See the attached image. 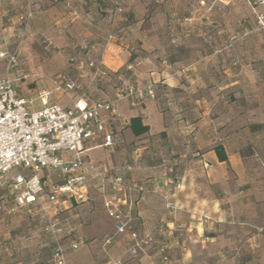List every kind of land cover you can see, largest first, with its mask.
<instances>
[{
	"label": "crops",
	"instance_id": "1",
	"mask_svg": "<svg viewBox=\"0 0 264 264\" xmlns=\"http://www.w3.org/2000/svg\"><path fill=\"white\" fill-rule=\"evenodd\" d=\"M20 1L23 0H0V52L12 49L17 43L20 34L17 13L19 7L22 8ZM64 1L68 2V0H51L50 2L35 0L32 21L36 27L39 25V28H47L43 31L48 33L53 43L68 46L72 39L65 33L66 31L72 33L74 28L78 29V26L68 27L65 21L68 18L79 19L80 16L73 7L76 4L66 12L64 9L68 4ZM74 1L78 4L83 2L82 0ZM80 14L82 15L81 12ZM87 34L85 33L86 36ZM107 44L111 46V53H104L102 58L111 70V78L104 82L110 86L116 72L122 70L123 65L128 62L124 59L126 58L124 54L123 58L118 55L122 52L123 42L115 41ZM71 52H73V44L70 48ZM243 60L245 58H238L234 62L229 61L222 65L220 61L222 69L218 65V71L213 69V57L196 60L184 68L175 65L158 68L154 64L146 70L144 68L148 66L146 63L149 59L143 57L140 60L143 67L139 66L131 73L132 79L140 80L142 83L153 82L159 97L162 95L160 91L170 90V94L175 96L173 104L178 107L177 114L171 122L166 120L163 110L160 109L158 96L136 107L132 106L128 99H122L120 109L124 116L131 118L141 115L144 124H148L150 130L144 135L135 136L128 126L118 123L113 126L116 137L126 142L130 137L135 140L150 134L158 138L160 136L158 134H161L167 146L164 147L161 139L160 146L155 147V152L149 151L145 154L143 150L147 146H143V150L139 147L135 148L133 156L137 154L135 157H140V162L144 161L137 167H140V170L134 167L132 172L126 169V166L128 169L131 168L129 165H123L128 158H125V154L124 156L115 154L113 158L107 154L106 161L104 158L101 160L103 162H98L91 156L92 151L97 149L114 152L123 146L120 142H117L114 148L92 147L87 154L90 163L96 167L105 166L111 174H122L126 191L118 195L121 198V209L125 215L129 216L133 226L140 233L152 234L155 238L162 234L166 236L171 234L170 240L174 244L178 243L179 239L175 237L173 229L185 226L190 237L195 239L204 237L205 229L208 227L222 226V223L227 221L238 226V231L233 237L240 238L245 243L248 241L245 245L246 249L252 253L264 250V83L256 82L258 83L256 89L259 92L255 95L256 105L252 108L255 111L256 120L244 121L241 113L250 110L249 107H245L249 101L245 93L249 83L244 81L247 76H244V72L238 67L243 64ZM67 64V71L74 73L80 84L79 92L83 93L92 88L98 92L102 91L101 87L97 84L93 85L94 83L90 82L75 64L70 65L69 59ZM0 72L3 73V66ZM53 73L52 71L51 74ZM250 75L261 78L255 70H252ZM213 78L219 79L215 86L209 83V80ZM48 85L49 87H46ZM253 85L255 86V83ZM40 88L39 91L43 89L51 91L50 103L71 105L70 97L54 89L53 83L44 82ZM20 89L23 95L33 100L35 108L41 107L39 91L33 93L26 86H20ZM116 90L117 88H114V92ZM239 102L242 106L236 105ZM240 107L242 109H238ZM252 135L259 144L257 151H248L246 148ZM219 143L225 149L227 161H220L218 158L214 147ZM167 147L169 149L165 150ZM168 152L172 164L170 167H165L162 160L167 157ZM153 155L157 159L154 163L151 161ZM119 160L121 162H118ZM196 163L200 165L195 166ZM126 174L140 179L138 188L141 196L134 201L131 199L132 189L128 183L132 180H129ZM96 186L99 185L93 186V189ZM163 199L172 204L171 209L164 211ZM93 205L95 206V202L91 201L83 205L82 209L80 208L82 211L76 213L74 230L79 232V238L83 242L87 238L83 228L88 225V215L93 220V215L98 213V210L88 213L83 208L93 207ZM71 206L67 205L66 209ZM102 206L105 209L104 203ZM132 212L133 217L130 216ZM163 225L169 228L165 230L162 228ZM114 228V220L102 228V235L106 234L107 238L113 236L108 245L114 243L120 245L121 239L130 241L128 233L116 236L118 233H115ZM113 231L116 235L111 234ZM148 250L156 253L154 248ZM147 251L141 254H149Z\"/></svg>",
	"mask_w": 264,
	"mask_h": 264
},
{
	"label": "rangeland",
	"instance_id": "2",
	"mask_svg": "<svg viewBox=\"0 0 264 264\" xmlns=\"http://www.w3.org/2000/svg\"><path fill=\"white\" fill-rule=\"evenodd\" d=\"M82 1L79 4L74 0L64 1L68 4L64 9L66 12L76 4L73 6L75 10L81 12L85 10L89 13L82 12L81 15L78 12L79 19L68 18L65 21L68 27L78 26V29L74 28L72 33L66 31L65 35L72 39L68 46L53 43L48 33L44 32L47 28L40 27V29L39 25L36 27L33 19L27 28L19 25V33L25 32L24 41L19 49L20 71L28 75L26 79H21L20 86H26L33 93H37L44 82L53 83L52 79L56 74L67 71L69 57L79 55L82 43H90L97 56L102 57L104 53H111V46H107V43L123 42L122 52L118 55L121 58L123 54L126 56L124 59H127L128 63L121 68L124 71L127 70L129 63L140 62L143 57L149 59L146 63L148 66L144 68L146 70L154 64L158 68L163 66L164 59L171 61L172 58H178L181 61L179 66H185L199 59L213 57L212 66L216 71L218 65L222 69L221 65L224 63L245 58L243 64L237 66L244 72V76H247L244 81L249 83L245 89L249 101L245 107H249L250 111L241 113V118L244 121L256 120L252 108L256 105L254 98L259 92L256 89L258 86L256 82L264 83V35L254 29L252 9L247 0H91L90 4H86L85 0ZM99 1L105 2L108 6L100 9ZM27 3V0L20 3L22 8L19 7L18 13ZM118 6L123 9H117ZM62 35L64 36L63 32ZM72 44L73 52L70 53ZM139 66L143 67V64L140 62L136 68ZM252 70H255L261 78L252 77L250 75ZM123 77L115 74V84H124L126 80ZM218 80L213 78L209 83L215 86ZM96 84L102 91L98 92L95 88L88 89L86 92L90 97L97 98L114 93L112 84L108 86L104 83H94L93 85ZM170 93L168 89L160 91L162 95L158 100L160 109L169 122L175 118L178 109L173 104L175 96ZM236 105L242 106V103ZM158 135H160L158 138L149 134L135 140L130 137L114 152L97 149L92 151L91 156L94 160L103 162L101 160L103 158L105 160L107 154L112 158L115 154L123 156L125 154V158H128L123 165L131 167L128 169L126 166L127 171L132 172L135 168L140 170L141 168L137 167L144 160L140 162V157H135L137 154L133 156V150L147 146L142 149L145 154L149 151L155 152V147L160 146L161 139L164 147L167 146L164 136ZM230 145L234 146V144ZM258 145L257 139L252 135L246 148L248 151H257ZM168 149L167 147L165 150ZM151 161L153 163L157 161L154 155L151 156ZM162 163L165 167L171 166L172 159L169 152ZM199 165L200 163H196L195 166ZM126 176L132 180L128 183L131 185V199L134 201L141 196L138 188L140 179L129 174ZM92 192V202H95V206H87L83 210L88 213L98 210V213L93 215V220L88 215V225L83 228L87 237L84 239L85 242H81L83 240L79 238V232L74 230L77 209L72 207L62 215L64 229L61 231V242L68 247L71 242H80L78 250L68 249L69 264H116L118 261H121V264H264V250L252 253L246 249L245 245L248 241L245 243L244 240L233 237L238 231V226L227 221L223 222L222 226L208 227L205 229L204 237L195 239L190 237L185 226L173 229L175 237L179 239V242L174 244L170 240L171 234L160 235L156 238L157 241L169 246L170 255L167 262H163L160 256L151 250H146L148 256L145 254L133 256L127 251L130 244L128 239H121L120 245L106 244L107 235H102L101 231L106 224L113 221V218L109 210L102 206L101 188L96 186ZM165 201H163L164 211H167L171 208L167 205L165 207ZM11 203L6 192L0 190V264H47L54 246L51 233L46 229L47 224L38 221L35 215L25 209L10 212L8 208ZM162 228L166 230L169 227L163 225ZM194 233L197 235L196 231ZM14 246L17 248L15 251Z\"/></svg>",
	"mask_w": 264,
	"mask_h": 264
},
{
	"label": "built area",
	"instance_id": "3",
	"mask_svg": "<svg viewBox=\"0 0 264 264\" xmlns=\"http://www.w3.org/2000/svg\"><path fill=\"white\" fill-rule=\"evenodd\" d=\"M27 1L26 7L17 14L19 24L25 28L34 13ZM247 2L252 9L255 31L264 35V0ZM24 38L22 31L14 49L0 52V69L3 66V73L0 72V190L11 199L8 210L25 209L43 218L54 245L48 264H69L68 249L78 250L80 242H71L69 247L61 242L58 214L69 204L87 202L93 186L99 185L116 232L129 235L128 251L138 256L154 248L161 260L167 262L170 254L166 243L157 241L152 234L128 228L121 198L117 196L126 191L122 174H111L105 166L96 167L87 154L92 147L114 148L117 142L124 143L113 129L115 124L128 126L130 123L120 109V101L128 99L136 107L155 99V84L128 79L117 87L115 97L92 98L87 92H79L80 84L74 73L60 72L52 79L54 89L68 95L71 105L50 103L51 91L43 89L38 93L41 107L35 108L33 100L23 95L19 86L21 79L28 77L20 71L19 49ZM81 48L84 55L76 62L77 69L92 83H104L111 78V70L102 57L94 55L93 46L82 43ZM163 64L169 66L166 60ZM138 65L139 62L129 63L127 69L134 72ZM167 207L172 208V204L169 202ZM112 239L113 236L106 238V244Z\"/></svg>",
	"mask_w": 264,
	"mask_h": 264
},
{
	"label": "trees",
	"instance_id": "4",
	"mask_svg": "<svg viewBox=\"0 0 264 264\" xmlns=\"http://www.w3.org/2000/svg\"><path fill=\"white\" fill-rule=\"evenodd\" d=\"M85 2H86V4H90L91 3V0H85ZM30 5H31L32 10L35 11V0H30ZM98 5L101 7L100 9H102L103 7L106 8V6H108V5L105 4V2H101V1L98 2ZM116 8L119 9V10H122L123 9L121 6H118ZM76 11L79 12L78 10H76ZM82 12L84 14H89V13H86L85 10L82 11ZM88 45L90 46V43ZM79 54H82V55H72L69 58V64L70 65L73 66L74 64H76V62L79 60V58L84 55V51L82 50V48H81V52ZM94 55L97 56V54L95 52H94ZM164 60H166V59H164ZM166 61H167V63H168L169 66L175 65V66H178L179 68H184V66H179V64L181 63V61L178 58H172L171 61H168V60H166ZM131 63H133V62H131ZM137 63L138 62H136V64ZM163 66H164V64H163ZM131 73H132V70H128V69L125 70V71L124 70H119V71L116 72V75L119 74V75H121V77H123V75H124L125 77H123V79L128 80V79H130V77L132 75ZM112 85H113V88H115V89L119 86V85L115 84L114 79L112 80ZM155 93H156V96L155 97L157 98L158 91H157L156 87H155ZM115 94H116V92H114L112 95H109V96L110 97H115ZM232 100H234V98ZM129 119H130V123H129L128 127L130 128V130L133 133V135H135V136H141V135H144V134H146V133L149 132L150 126L148 124H144L143 117L141 115L133 116V117H131ZM214 149H215V151H216V153H217L218 158H219L220 161H227L228 160V156H227V154L225 152V149H224V147H223V145L221 143L217 144L214 147ZM93 190L94 189L92 188L91 191H90L89 200L87 202H85V203H77V202H74L70 208L63 210V211H61L58 214V219H59L58 226L61 229H64V225L62 224L63 223L62 222V215L65 212H67L69 209H71L72 207L76 208L77 211H78V213H79V211L81 210L80 208L83 205H87V204L91 203V201L93 200L92 199V193H93L92 191ZM100 193L103 194L102 191ZM103 203H104V194H103V198H102V204ZM32 215H35V217L37 218L38 221L44 222L46 224V222L43 220V218H41L38 214H32ZM130 216L133 217V212L131 213ZM126 220H127V224H128V228L129 229H137L136 227L133 226V223L131 222V219H129V216H127V215H126ZM114 231L116 233V229L115 228H114ZM114 231H113V233H111L112 235H116L114 233ZM118 235H121V234L118 233L116 236H118ZM116 236H115V238H116ZM16 249L17 248H15V246H14L13 250L15 251ZM52 251H53V249H51V255H50V257L47 260V264H48V262H49V260H50V258L52 256ZM12 253L14 254V252H12Z\"/></svg>",
	"mask_w": 264,
	"mask_h": 264
}]
</instances>
